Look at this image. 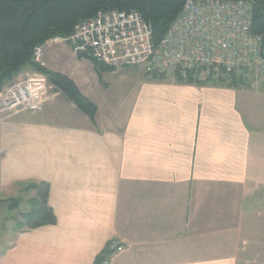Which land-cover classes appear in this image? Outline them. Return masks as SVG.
<instances>
[{"label": "crops", "instance_id": "crops-1", "mask_svg": "<svg viewBox=\"0 0 264 264\" xmlns=\"http://www.w3.org/2000/svg\"><path fill=\"white\" fill-rule=\"evenodd\" d=\"M42 62L97 113L52 88L41 112L0 116V194L21 214L47 183L56 217L15 229L0 264H93L111 241V264H264V94L97 71L58 41Z\"/></svg>", "mask_w": 264, "mask_h": 264}, {"label": "built area", "instance_id": "built-area-1", "mask_svg": "<svg viewBox=\"0 0 264 264\" xmlns=\"http://www.w3.org/2000/svg\"><path fill=\"white\" fill-rule=\"evenodd\" d=\"M249 0H186L158 44L151 26L134 10L98 11L81 20L66 37H54L73 52L86 51L98 64L117 71L133 68L148 76L179 75L192 71L198 81L243 73L248 89L264 94V44L251 34ZM42 46L33 49L32 61L44 66ZM53 86L40 72L13 78L0 92V116L42 111ZM121 245L111 241L100 264H111Z\"/></svg>", "mask_w": 264, "mask_h": 264}, {"label": "trees", "instance_id": "trees-1", "mask_svg": "<svg viewBox=\"0 0 264 264\" xmlns=\"http://www.w3.org/2000/svg\"><path fill=\"white\" fill-rule=\"evenodd\" d=\"M186 0H0V89L16 77L25 67L44 74L53 88L61 92L78 110L94 124L97 106L85 97L74 82L61 73L50 71L32 61L33 49L44 45L54 37H68L81 21L93 17L98 11L134 10L151 26L152 41L158 44L170 24L181 11ZM252 3L251 34L262 39L264 44V0H249ZM90 60L97 71L106 70L89 54H77ZM111 70V69H110ZM164 79V76H151ZM178 83L189 85H218L234 89H248L243 73L228 72L223 76L198 81L192 71L186 78L173 77ZM34 192L29 199V210L20 214L19 228L27 231L46 225H54L56 217L48 205L49 184L32 183L27 187ZM17 203L14 200L11 207ZM108 246V244H107ZM107 246L97 255L93 264H100L107 253Z\"/></svg>", "mask_w": 264, "mask_h": 264}, {"label": "rangeland", "instance_id": "rangeland-1", "mask_svg": "<svg viewBox=\"0 0 264 264\" xmlns=\"http://www.w3.org/2000/svg\"><path fill=\"white\" fill-rule=\"evenodd\" d=\"M49 40L46 42V44L50 43ZM59 42L63 43L61 41H58V43ZM42 50H43V45H42ZM12 80L6 83L3 87L5 88L8 84L12 82ZM54 93L55 91L51 89L48 94L50 96L53 95ZM9 198L10 197L4 194H0V253L4 251V249H6V247L9 245L10 242L13 241L15 229H17L21 223L19 212H22L23 209L25 208L24 205L21 204L18 206V209L16 211L11 210L12 207L10 205L16 199L14 198L9 199Z\"/></svg>", "mask_w": 264, "mask_h": 264}, {"label": "water", "instance_id": "water-1", "mask_svg": "<svg viewBox=\"0 0 264 264\" xmlns=\"http://www.w3.org/2000/svg\"><path fill=\"white\" fill-rule=\"evenodd\" d=\"M79 54H88L86 51H78Z\"/></svg>", "mask_w": 264, "mask_h": 264}]
</instances>
